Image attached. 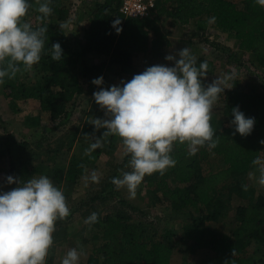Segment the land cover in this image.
Wrapping results in <instances>:
<instances>
[{
    "label": "trees",
    "instance_id": "obj_1",
    "mask_svg": "<svg viewBox=\"0 0 264 264\" xmlns=\"http://www.w3.org/2000/svg\"><path fill=\"white\" fill-rule=\"evenodd\" d=\"M36 1L29 0L30 7L23 20L30 23L33 29L47 26L44 53L31 70L25 71L21 66V72L14 79L5 78L0 89L15 112L21 111L19 102L37 100L41 111L49 114L52 122H59L62 126L70 119V104L87 92L83 80L92 71L116 67L127 81L153 66L149 64L143 69L139 68L135 63V55L148 56L152 60L163 58L165 50L171 45L163 29L167 20L183 26L194 22L198 28L204 29L203 25L214 17L212 26L233 36L239 52L248 54L255 64L264 68V7L256 4L255 0H159L156 11L144 19L122 16L119 11L122 0H102L94 3L89 25L83 33V42L77 48L71 44L65 30L59 27L58 22L66 17L64 0H52L51 15L43 19L40 17L32 23L29 12ZM117 17L122 21L123 31L120 34L112 27V21ZM57 42L64 53L59 62L51 59V45ZM213 47L235 57L228 48L215 43ZM91 53L106 56L108 62L101 66H86L84 58ZM196 59L197 66L207 61V77L215 73L214 61L204 57ZM23 71L28 75L31 72L34 74L32 81L26 82L20 78ZM219 96L225 120H219L214 113L210 114L214 138L219 140L217 147L211 150L207 146L200 147L196 154L189 155L187 143L176 142L171 153L176 161L175 166L169 167L163 175L157 172L146 176L137 191L155 190L162 194L171 209L194 211L191 212V221L182 228L180 239L190 244L192 252L209 250L211 256L202 262L186 261L185 264H264V194L253 200L250 188L247 187V191L242 188L245 185L244 177L256 166L253 161L264 157V144L260 143L264 140V95L245 91L235 83ZM237 106L247 117L255 118L254 129L246 137L234 134L235 129L231 124L234 118L232 109ZM77 133V130L74 131L69 138L76 137ZM118 139V136L110 135L109 147H115ZM2 140L0 164L6 154L10 158L9 175L17 180H27L39 171L30 161L35 154L29 158L24 156V150L29 147L27 143H15L12 138ZM73 142V138L66 142L60 140L55 149L59 151L62 146L69 144L68 151H71ZM14 147L21 149L22 155L18 162L12 158ZM37 148H43L41 142H37ZM102 152L101 147L79 161L73 159L65 178L57 181H65L68 187L76 185L84 169L94 164ZM211 156L220 158L224 165L218 170L205 172L204 165L210 163ZM55 157L50 161L54 163ZM130 158V154L126 156L124 163L118 166V173L127 168ZM49 170L56 177L62 176L57 167L48 163ZM171 182L181 187L172 186ZM9 186L14 188L17 185ZM109 186L114 187L112 183ZM110 193L117 194L113 188ZM234 194L248 201V204L238 206L235 210L237 227L232 233L212 230L208 224L219 222L226 216ZM106 199L94 196L79 204L78 211L86 208L82 212L85 219L91 212L98 213V222L89 225L92 227L94 245L88 264H171L176 252L175 233L170 229L159 233L154 225L138 221L131 215L138 209L127 201H121V204L131 213L120 209L113 214L96 211V204ZM60 224L61 220H57L56 225ZM233 250L236 252L234 257Z\"/></svg>",
    "mask_w": 264,
    "mask_h": 264
},
{
    "label": "clouds",
    "instance_id": "obj_2",
    "mask_svg": "<svg viewBox=\"0 0 264 264\" xmlns=\"http://www.w3.org/2000/svg\"><path fill=\"white\" fill-rule=\"evenodd\" d=\"M38 3L41 19L51 15L52 0ZM255 3L264 7V0ZM29 7V0H0V85L5 78L14 79L21 66L25 71L31 70L44 53L48 29L47 26L33 29L23 20ZM214 19L210 18L209 23ZM121 25L118 17L112 21L117 34L123 31ZM63 56L61 44H52L51 59L59 62ZM165 59L173 62V66H149L120 85L104 87L103 76L92 80L99 88L93 93L94 100L106 118L89 122L97 131H104L85 154L101 148L104 138L110 135L120 137L131 157L128 164L131 171L121 170L111 183L117 189L126 188L131 199L136 197L137 188L146 176L157 172L163 175L175 166L171 153L176 142L187 143L189 155L196 154L200 147L207 146L209 150L217 147L219 140L214 138L210 114L219 95L232 88L229 81L235 77V73L222 74L205 85L209 65L203 61L197 66L196 57L187 47ZM231 114L234 134L250 135L255 118L247 117L239 106ZM260 143L264 144V140ZM253 164L259 172L257 183L264 187V161L258 158ZM6 179L9 185L17 186L0 191V264H46L56 222L70 214L66 197L47 175L27 180L9 175ZM86 179L99 183L101 177L94 170ZM242 188L247 191V185ZM84 222L97 223L98 213H91ZM84 255L82 249L72 248L61 264H80ZM232 255H236L235 250Z\"/></svg>",
    "mask_w": 264,
    "mask_h": 264
},
{
    "label": "rangeland",
    "instance_id": "obj_3",
    "mask_svg": "<svg viewBox=\"0 0 264 264\" xmlns=\"http://www.w3.org/2000/svg\"><path fill=\"white\" fill-rule=\"evenodd\" d=\"M96 2H102V0H64L66 17L58 23L65 26L64 30L74 48H77L80 42H83V33L89 25L88 21L91 19L94 3ZM236 2L239 5L238 1ZM38 8V1L31 5L29 20L32 23L41 17ZM56 21L57 19L55 18L54 22ZM192 24L197 28L196 30L191 26L183 28L182 25L171 20L165 21L163 29L170 37L171 46L165 50L163 58L159 60H152L148 56L135 55L136 65L142 69L149 64L173 66V62L167 61L165 57L175 55L179 50L187 47L196 58L204 57L215 63L216 71L212 76L204 80L205 85L211 83L217 76L235 73L234 79L229 81V87H233V84L236 83L245 91L264 95V68H260L255 64L248 54L239 52L238 43L233 36L216 30L209 22L203 25L204 29L198 28L194 22ZM214 43L228 48L235 57L216 50L213 47ZM105 62H108L106 56L95 53L88 54L84 58V63L88 67L101 66ZM101 76L104 77V87L120 85L121 81H126V76L121 75L116 67L92 71L83 80L85 91L87 92L77 97L70 104V119L63 126L59 125V122H52L49 114L41 111L40 103L37 100L19 102L21 111L15 112L0 89V140L12 138L15 143H27L29 147L24 150V156L29 158L35 154V157L30 161L39 170L31 177L47 175L62 190L66 197L67 206L70 209V214L61 220V224L55 225V232L53 233L54 243L46 257V264H61L62 258L72 248L82 249L86 253V255L81 257L80 264L89 263L94 245L92 242V227L84 222L85 218L82 212L86 208L83 207L79 211L78 208L80 203L87 202L94 196L99 198L107 197L106 200H101V202L96 204L95 210L98 212L113 214L118 209L128 211L129 209L121 204V201H127L138 209L137 212L132 213L129 210L131 215L138 221L154 225L159 233L164 232L165 229L172 230L175 233L176 252L172 257L171 264H185L186 261L192 263L202 262V260L211 256V252L209 250L192 252L190 244L180 239L183 233L182 228L187 222L191 221V212L194 213L193 210L171 209L162 194L155 190L144 189L143 191H137L136 197L131 199L126 188L117 189L115 186H109L112 178L120 175L118 166L124 163L126 156H129L120 137L113 148L109 147L110 136L104 138L102 154L97 157V161L94 164L84 169V173L80 176L76 185L68 187L69 184H66L65 181L61 183L57 181L65 178L69 163L73 159L79 161L87 157L88 155L85 154L86 149L89 148L96 137L102 136L104 130L97 131L94 125L89 123L94 118H106L105 112L96 104L93 97V93L98 91L99 88L92 83V80ZM20 78L23 81L30 82L34 78V74L31 72L28 75L23 71ZM223 112V104L219 96L218 101L213 105L211 113H214L219 120L224 121ZM27 118H30V121L26 122ZM76 130L78 131L77 136L69 138V135ZM72 138L74 142L71 151H68L69 144L62 146L61 150L56 151L55 146H57L58 141L66 142ZM37 142H41L43 148L38 149ZM51 151H54V153L52 154ZM21 155V149L14 147L13 161L18 162ZM4 156L5 158L1 160L0 164V191H10L12 187L8 185L6 179L11 171L10 158L6 154ZM54 156L56 157L53 159V163L50 159ZM261 160L264 161V157ZM48 163L54 168L57 167L61 171L62 176L56 177L52 170L47 171ZM41 164L42 167L40 166ZM223 165L224 163L220 158L211 156L210 163L204 165V170L205 172L215 171L223 167ZM94 170L101 177L99 183H93L90 179H86ZM129 170L131 171L128 166L123 169V171ZM258 176L259 172L257 166H255L244 177V184L253 193L251 194L253 200L258 195L264 194V187L257 183ZM171 185L181 187L179 184H174V182H171ZM112 188L117 194L112 195L110 193ZM246 204H248L247 199H240L237 195H232L230 208L226 212V216L219 222H210L208 226L215 231L218 229L225 233H232L237 227L235 210L238 206Z\"/></svg>",
    "mask_w": 264,
    "mask_h": 264
},
{
    "label": "built area",
    "instance_id": "obj_4",
    "mask_svg": "<svg viewBox=\"0 0 264 264\" xmlns=\"http://www.w3.org/2000/svg\"><path fill=\"white\" fill-rule=\"evenodd\" d=\"M159 0H122L119 11L127 19L150 17L157 9Z\"/></svg>",
    "mask_w": 264,
    "mask_h": 264
},
{
    "label": "crops",
    "instance_id": "obj_5",
    "mask_svg": "<svg viewBox=\"0 0 264 264\" xmlns=\"http://www.w3.org/2000/svg\"><path fill=\"white\" fill-rule=\"evenodd\" d=\"M183 26V25H182ZM189 26H191L192 28H194L195 30L197 29L196 27H194L193 26V24L192 23H190V24H188V25H185V26H183V28H188ZM170 38V37H169ZM172 43V42H171ZM171 46V45H170ZM29 102H31L30 100H29Z\"/></svg>",
    "mask_w": 264,
    "mask_h": 264
}]
</instances>
